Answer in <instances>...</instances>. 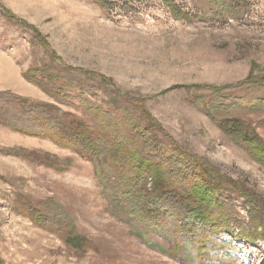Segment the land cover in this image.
Here are the masks:
<instances>
[{
  "label": "rangeland",
  "instance_id": "374dc122",
  "mask_svg": "<svg viewBox=\"0 0 264 264\" xmlns=\"http://www.w3.org/2000/svg\"><path fill=\"white\" fill-rule=\"evenodd\" d=\"M108 1L103 9L93 0H0V91L50 102L24 75L49 64L51 50L57 57L50 68L68 71L88 94L119 105L145 100L167 139L229 178L223 198L232 201L238 222L218 239L230 242L238 263L264 264V237L256 242L232 237L251 233L252 215L264 214V166L204 111L215 104V116L250 125L264 142L263 106H243L264 98V0H232L227 9L203 0H172L177 14L164 0ZM21 20L47 36L49 45L39 44ZM251 71L258 78L247 81ZM15 147L72 162L60 171L8 154ZM50 198L71 209L83 246L65 242L67 228L42 226L27 213ZM106 206L92 162L49 138L0 124V264H198L195 254L186 256L189 244L151 232L162 250L149 245ZM220 249L212 246L203 257L233 263L217 256Z\"/></svg>",
  "mask_w": 264,
  "mask_h": 264
},
{
  "label": "trees",
  "instance_id": "16d2710c",
  "mask_svg": "<svg viewBox=\"0 0 264 264\" xmlns=\"http://www.w3.org/2000/svg\"><path fill=\"white\" fill-rule=\"evenodd\" d=\"M93 1L103 9L109 8L108 0ZM164 1L177 14L172 0ZM203 1L214 2L212 4L218 8L232 7V0ZM180 16L184 17L177 15ZM8 17L18 19L13 14ZM21 22L33 29L34 39L39 44L43 47L49 45L47 36L27 22ZM48 54L51 64L57 54L51 50ZM49 64L42 68L35 67L24 76L51 101L33 100L10 90L0 91V124L17 132L49 138L59 147L92 162L101 186L102 199L109 212L145 243L162 250L161 245H156L149 238L153 232L163 240L169 237L180 240V246L189 244L190 253L186 256L195 254L198 259H192L194 263L226 264L219 258L203 257L210 247L218 244L221 246L218 257L232 260L231 264H240L228 250L230 242L218 239L238 222L232 201L223 198L229 178L188 147L178 145L171 137L167 139L164 127L146 108L145 100L135 99L134 103L130 100L126 105H119L111 99L92 96L83 85L70 79L68 71L50 68ZM257 78L251 71L247 81ZM260 100L243 106L262 105L264 108V98ZM215 106L211 105V109ZM66 107L80 111L81 115L65 110ZM211 109L204 107L205 113L219 125L227 138L243 147L251 158L264 166V142L253 133L254 129L250 125L238 126L229 119H220ZM8 152L60 171L68 168L72 162L70 157L61 159L45 155L38 158L40 156L35 151L18 147ZM27 213L33 215L42 226L54 225L60 231L67 228L65 242L71 246H83L84 239L74 231L71 209L55 199L40 201L34 207H29ZM251 222V233L241 231L232 237H242L252 242L264 237V214L252 215ZM164 251L168 252L167 249Z\"/></svg>",
  "mask_w": 264,
  "mask_h": 264
},
{
  "label": "bare ground",
  "instance_id": "6f19581e",
  "mask_svg": "<svg viewBox=\"0 0 264 264\" xmlns=\"http://www.w3.org/2000/svg\"><path fill=\"white\" fill-rule=\"evenodd\" d=\"M16 87V86H15ZM23 89V88H22Z\"/></svg>",
  "mask_w": 264,
  "mask_h": 264
}]
</instances>
